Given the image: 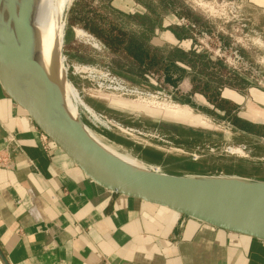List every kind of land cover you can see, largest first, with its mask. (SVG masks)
I'll return each instance as SVG.
<instances>
[{
    "label": "crops",
    "instance_id": "crops-1",
    "mask_svg": "<svg viewBox=\"0 0 264 264\" xmlns=\"http://www.w3.org/2000/svg\"><path fill=\"white\" fill-rule=\"evenodd\" d=\"M241 1L242 20L264 40V0ZM150 3L109 0L106 15L113 22H106L129 40L125 46L132 42L160 58L152 71L160 72L167 92L192 112L208 121L231 125V117L264 129V91L203 54L197 80L188 61L191 35L179 26L173 0ZM153 4L168 14L159 16ZM176 50L185 59L174 58ZM241 53L264 63L263 49ZM143 87L153 88L149 82ZM43 136L0 86V250L8 264H264V242L109 192Z\"/></svg>",
    "mask_w": 264,
    "mask_h": 264
},
{
    "label": "rangeland",
    "instance_id": "rangeland-1",
    "mask_svg": "<svg viewBox=\"0 0 264 264\" xmlns=\"http://www.w3.org/2000/svg\"><path fill=\"white\" fill-rule=\"evenodd\" d=\"M138 1L145 5L151 4V0ZM234 1L240 8V13L243 10L242 1ZM100 2L103 6L98 7ZM108 2L109 0H79L76 7L80 12L92 9L108 23V11L105 7ZM173 2L175 11L181 16L179 20L184 18L201 31L220 34L222 31L228 38L227 34L240 23L246 25V31H254L247 27L241 15L236 23H224L222 19H218L220 11L213 0H185L187 4L182 0ZM153 10L159 16L168 14L162 5L153 4ZM66 13L65 11L63 18L65 26L61 50L66 79L84 104L118 125L109 131L96 127L88 119L89 115L78 109L79 117L87 129L103 143L169 175L233 176L264 182V138L238 133L229 124L221 123L218 118L208 121L197 112H192L183 100L167 92L160 72H146L140 78L123 59L111 53L112 56L108 55L107 49L88 32L85 31L96 40L97 47L78 37L76 30L83 29L80 25L67 26ZM80 16L81 14L78 15ZM107 26L105 24L104 27ZM183 30L191 35V30ZM249 35L252 40L256 39L253 34ZM252 49L254 52L262 50L257 45L252 46ZM260 56L262 58L264 54L261 53ZM188 61L194 64L192 67L198 80L202 77L205 59L190 56ZM118 63L121 69H118ZM252 63L264 73L263 62ZM76 65L93 67L97 73L93 79L87 75L79 77L73 70ZM125 67L129 70L125 71ZM223 69L225 70L224 67ZM106 70L124 81L128 85L127 89L136 90L140 94L107 90L109 83L102 76ZM151 74L155 78L150 81L145 76ZM148 82L153 88L143 87ZM250 87L261 90L256 85ZM238 147H244L245 150L240 153L236 151Z\"/></svg>",
    "mask_w": 264,
    "mask_h": 264
},
{
    "label": "water",
    "instance_id": "water-1",
    "mask_svg": "<svg viewBox=\"0 0 264 264\" xmlns=\"http://www.w3.org/2000/svg\"><path fill=\"white\" fill-rule=\"evenodd\" d=\"M74 1L70 0L66 12ZM17 3L18 0H0V86L87 178L109 192L166 208L212 228L264 242L263 181L142 170L125 164L95 142L79 114L74 119L64 109L67 79L60 68L62 47L58 48L54 41L55 83L45 89L42 78L34 70V51L25 56L13 42L7 29ZM63 37L64 33L62 43ZM0 262L8 264L1 250Z\"/></svg>",
    "mask_w": 264,
    "mask_h": 264
},
{
    "label": "bare ground",
    "instance_id": "bare-ground-1",
    "mask_svg": "<svg viewBox=\"0 0 264 264\" xmlns=\"http://www.w3.org/2000/svg\"><path fill=\"white\" fill-rule=\"evenodd\" d=\"M69 3L70 0H18L14 17L8 25L7 30L13 37L17 49L25 56L34 51V70L42 78L45 89L52 87V84L55 83L52 49L54 41L57 42L58 48L62 47L63 18ZM76 33L78 37L85 39V42H91L94 47L98 46L96 40L84 30L77 29ZM63 61L64 58L61 56L60 68L62 73H66ZM63 102L65 111L74 119H77L79 108L88 115H92L68 81L64 84ZM88 133L104 150L125 164L142 170L161 172L158 168L146 165L130 155L117 152L114 148L103 143L91 131L88 130ZM236 151L241 153L239 148Z\"/></svg>",
    "mask_w": 264,
    "mask_h": 264
},
{
    "label": "built area",
    "instance_id": "built-area-1",
    "mask_svg": "<svg viewBox=\"0 0 264 264\" xmlns=\"http://www.w3.org/2000/svg\"><path fill=\"white\" fill-rule=\"evenodd\" d=\"M185 4V0H182ZM205 1V0H204ZM217 9L220 11L218 19H222L224 23H236L239 20L240 13L239 7L235 5L234 0H213ZM178 24L183 29L191 30L192 50L196 54H203L207 59L214 63H220L230 75L242 78L248 82L249 85H256L261 91H264V73L260 72L257 67L246 59L242 53V49H252V46L257 45L264 50V40L259 34L254 31H246L245 24H238L236 28H233L232 32L228 35L229 42L225 43L221 34L218 32L209 33L201 31L196 25L190 21L182 18L178 21ZM245 29V32H244ZM249 33L253 34L256 39L250 38ZM241 36V37H240ZM93 38V37H92ZM100 49V48H99ZM73 70L76 75L83 77L94 78L97 71L95 68L76 65L73 66ZM103 78L109 83L107 90L115 92H121L127 94V92L138 93L136 90L127 89L128 85L119 79L118 77L111 74L109 70L103 73ZM155 75L145 77L148 80H152ZM85 106L92 112V115L88 116L90 122L96 126L106 130H111L118 126L114 121L108 119L106 116L94 112L86 104ZM46 140V136H43ZM241 151H244V147H238Z\"/></svg>",
    "mask_w": 264,
    "mask_h": 264
},
{
    "label": "trees",
    "instance_id": "trees-1",
    "mask_svg": "<svg viewBox=\"0 0 264 264\" xmlns=\"http://www.w3.org/2000/svg\"><path fill=\"white\" fill-rule=\"evenodd\" d=\"M79 0H75L69 10L66 13V25L74 26L80 25L81 28L95 37L111 54L123 59L126 64L132 66V69L135 71V74L140 78L143 77V74L146 72L152 71L160 63V58L157 56H151L146 49H141L140 46H136L134 43H129L128 46H125L126 39L125 35L115 26L108 24L107 27H104L105 23L94 10L89 9L80 12L77 10V4ZM92 13V16L89 14ZM81 14L80 17L78 15ZM194 58L204 59L200 54L191 52ZM185 54L176 50L174 52V58L183 60L185 59ZM219 67L223 68L220 63ZM118 69H121V66H118ZM192 66L194 64L191 63ZM228 104L223 103L221 108H226ZM227 113V112H226ZM229 114V113H227ZM226 114V115H227ZM214 117L213 114H211ZM228 122L234 126L240 132H243L247 135H252L259 138H264V129L260 127H254L242 123L239 119H234L228 117Z\"/></svg>",
    "mask_w": 264,
    "mask_h": 264
}]
</instances>
